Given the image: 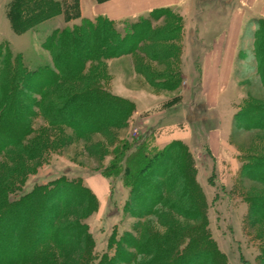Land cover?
I'll return each instance as SVG.
<instances>
[{
	"label": "rangeland",
	"instance_id": "1",
	"mask_svg": "<svg viewBox=\"0 0 264 264\" xmlns=\"http://www.w3.org/2000/svg\"><path fill=\"white\" fill-rule=\"evenodd\" d=\"M11 1L0 0V44L7 47L12 55L20 54L28 70L38 69L44 72L43 69H46L49 73H56L52 53L44 48L43 44L47 42L56 29L79 25L81 20H73L69 23L65 21L63 15H55L27 29L23 26L12 28L9 15L14 20L19 15L18 12H13V8L9 7L10 9H8ZM59 1L61 4H65V10L68 11L66 13H76L71 9L75 0ZM196 2L198 9L191 13L192 29L188 33H185L186 17L184 16V12L187 10L183 7L168 8L164 14H161V11L150 15L146 13L138 18L123 21L124 24L117 27L119 30L123 28L129 30L127 27L137 22L131 29L132 36L144 38L132 53L109 59L103 63V86L114 96H117L114 94L115 92H119L121 96L117 97L130 99L135 106L134 113L126 127L79 137L74 130L67 126L53 128L48 125L37 108L33 110L32 117L27 119L33 130L28 139H37L41 143H46L44 146L49 150L42 154V159L37 164L26 163V169L30 172L25 177L27 179L26 190L34 183H46L48 180L62 175H66L69 179L80 178L85 186H87L86 181H88L91 188L95 190L102 187L99 183L100 180L98 181V176L104 179L100 182H102L107 194L101 199L96 197L98 200L97 210L85 220L94 242V251L98 256L102 254L111 256L113 250L110 249V245L112 246L113 241L118 240L124 233H127L128 237L133 240L130 245L136 244L139 235L135 233L134 229L137 231L145 229L148 231L147 233L151 234L152 232L158 238L166 233L167 229L164 224L167 221L172 226H174L173 223H178L175 225H179V228L195 225V223L165 210L164 202L159 199L158 194L162 192V184L166 185L167 188L170 185L168 183L170 179L166 178L164 181L161 179L167 170L163 169L164 160L159 161L153 172H150L153 167H148L140 174L139 192L142 196L143 193H148L145 192L146 184L142 182L145 176L157 187L154 190L155 194L143 196L137 204L130 203L129 205L136 214L140 211V213L145 214L143 219L134 218L130 214L124 213L123 207L129 202V191L123 186L121 180H107L102 176L101 171L112 160L114 149L118 143L123 140L131 141L137 136L152 132L154 145L158 149L168 147L174 142L188 148L196 169L195 184L202 188L207 201L208 231L219 251L225 255L227 264H256L257 262L256 258L259 252L257 242L253 241L255 240L253 236L264 233V223L258 222L247 228L243 222V216L248 208L247 204L237 196L234 198L227 197L226 191L236 185L239 180L240 183H238L241 184L242 182L245 191L249 190L252 194L254 191L264 194V185L260 182L239 176L241 168V159L239 158L241 155L246 156L254 148L264 147V131L250 130L246 127V125L253 123V118H245V126H241L238 119L239 115L241 116V109H244V113L246 108L251 110L257 108L254 106L255 104H251L252 101L264 107V86L260 78V73L264 74V63L262 64L261 55L257 56L253 47L255 43L253 35L257 31V25L264 21V17L255 16L244 20L246 24L239 33L231 64L219 66L218 77L214 82L215 104L209 107L201 101L200 94H204L203 90L208 87L209 77L207 78L208 81L206 78L205 81L204 78L200 77L204 66L203 59L198 57L190 60V64H188L190 70L194 72L188 80L190 96L185 97V102L181 104L180 92L177 93L176 91L184 85L185 81L182 72L183 65L181 64L183 58L195 57L196 54L200 55L201 52L208 51L206 48H193L195 44L198 47L197 38L202 44L217 39L226 31L228 26V17L220 13L235 11L239 5L235 0H196ZM27 15H30V12H27ZM29 18L33 19L34 13ZM176 60L179 62L178 67L180 69L179 85L176 90H170L172 84L164 83V81L171 76L174 78V74H171V66ZM34 79L33 88L37 87L40 81L36 76ZM127 87L133 88L135 99L129 98V94L126 93ZM206 89L205 91H207ZM193 94H198L200 101L197 109L193 107L195 111L192 114L190 113V106ZM151 95L156 101L161 100L168 105L165 111L166 125L164 127H160L162 122L159 128L155 126L148 129V126L141 119L150 112L148 106L152 103L151 98L153 97ZM30 99L34 100L36 96L24 94L21 98L24 102ZM171 105H173V109L170 108ZM19 109H21V105L18 106V109H14V112L19 111ZM144 109L146 111L143 112V115L133 121L132 117L136 111H144ZM181 109H184L188 116L191 115L189 122L192 125L193 137L188 144L179 138H174L175 132H180L185 127L179 118ZM259 112L260 119L258 122L260 125H264V112ZM237 113L238 116H236L234 123V115ZM105 115L107 116V114ZM171 121L175 122L176 126H172ZM219 126H222V139L220 143L215 142L209 146L207 137L211 131L217 130ZM6 128H12V124L5 122L0 125L1 130L5 131ZM4 133L10 132L5 131ZM159 133H162V138L157 143L156 137ZM8 152L4 150L0 153L1 179H5L9 171L15 170L17 161L14 152L10 154ZM13 160L14 162H12ZM23 160L25 161V159ZM259 168L255 179L260 181V179L264 180V166ZM173 187L177 188L178 185H173ZM65 198L67 199V197ZM168 198L171 203L177 199L175 194L166 199ZM33 203L37 207L34 213L25 216L24 220H18L21 224L20 228L22 227L20 232L31 238H34L37 232L43 228L41 225H44V222L51 223L53 221L56 208L59 209L57 200L47 201L42 197ZM51 205L55 210L50 221L48 216L44 217V213ZM150 208H152V212L148 215L147 211ZM63 222L62 219L61 223ZM18 241L20 244H24L20 237H18ZM123 252L131 255L129 260L131 264L141 260L135 258L136 251L134 248H123ZM4 257L7 258V254L0 252V262ZM62 262L63 259H60L57 264ZM209 263L217 264L213 259ZM190 264H206V260L198 257L193 259Z\"/></svg>",
	"mask_w": 264,
	"mask_h": 264
},
{
	"label": "trees",
	"instance_id": "2",
	"mask_svg": "<svg viewBox=\"0 0 264 264\" xmlns=\"http://www.w3.org/2000/svg\"><path fill=\"white\" fill-rule=\"evenodd\" d=\"M96 1L102 3L106 0ZM64 6L65 4H61L59 0H12L8 9L13 8V12H18L19 16L15 21L9 15V22L12 28L23 26L27 29L55 15H63L67 22L79 19L78 0L71 6L75 14L66 13L68 11ZM167 9H154L149 15L158 11L164 14ZM27 12H30V15H27ZM32 13L33 19L29 18ZM133 25L127 27L129 30L125 28L119 30L118 23L107 17L97 16L93 20L81 19L79 25L56 29L43 44V47L52 53L56 73H49L46 69H43L44 72L38 69L28 70L20 54L12 55L7 47L0 44V125L5 122L12 124V128L5 129L10 132L8 134L0 129V142L2 141L0 153L4 150L9 151L8 154L14 152L17 161L15 170L9 171L5 179L0 177V252L7 254V258L4 257L0 264H57L60 259H63L61 264H131L129 262L131 255L123 252V248L135 249V258L141 260L133 264H188V262L190 264L198 257L205 259L206 264H210L209 261L212 259L217 264H227L225 255L219 251L208 231L207 201L202 188L195 184L196 169L188 148L174 142L168 147L158 149L154 145L152 132L137 136L131 141L123 140L118 143L112 160L101 171L102 176L107 180H121L129 191V202L123 207L124 213L143 219L145 214L140 213L141 211L136 214L129 205L137 204L143 196L155 194L154 190L157 187L145 176L142 182L146 184L145 192L148 193H143L142 196L139 192L140 174L148 167H153L150 171L153 172L159 161L164 160L163 169L167 170L161 179L163 181L166 178L170 179L168 182L170 185L167 188L162 184L159 199L164 202L165 210L195 223L194 226L179 228V225H175L178 223L175 222L172 226L167 221L164 224L166 233L158 238L152 232L147 233L145 229V231L134 229L139 235L136 244L130 245L133 240L124 233L118 240L113 241L112 246L110 245V249L113 250L111 256L109 254L98 256L85 223L86 218L96 212L98 200L94 193L82 184L80 178L69 179L62 175L46 183H34L28 190L25 189L27 182L25 177L30 174L26 169V163L37 164L41 161L42 154L49 150L44 146L46 143L28 139L33 130L27 119L32 117L36 108L48 125L53 128L67 126L79 137L128 125L135 106L128 99L114 96L103 86V63L132 53L143 41L142 36L139 38L132 36ZM257 26V31L253 35L255 40L253 47L256 55H261L263 64L264 21ZM178 65L179 62L176 60L171 66L174 78L171 76L164 81L172 84L170 90H176L179 85ZM35 76L40 81L37 87L33 88ZM260 78L264 86L262 72ZM24 94H33L36 99L24 102L21 100ZM251 104H255L254 106L259 109L246 108L244 113V109H241L239 123L245 126V118H253V123L246 127L250 130L264 131V125L258 122L259 111L264 112V107L254 101ZM19 105L21 109L14 112ZM236 116L238 113L234 115V123ZM252 150L239 158L241 159L239 176L264 185V180L255 179L259 167L264 166V147ZM238 182L226 191V196L229 198L237 196L247 204V212L243 216L247 228L258 222L264 223V194L245 191L242 182L241 184ZM173 185L178 187L174 188ZM173 194L177 199L171 203L170 199L166 198ZM42 197L47 201L57 200L59 209L56 208L53 221L47 223L44 220V225H41L43 228L40 227L39 232L31 238L20 232L22 227L20 228L18 220H24L25 216L34 213L37 207L33 202ZM54 210L53 205L49 206L44 217L48 216L51 221ZM151 212L152 208L147 211L148 215ZM18 237L23 239L24 244L19 243ZM253 238L255 240H252L257 242L259 252L256 264H264V233L256 234Z\"/></svg>",
	"mask_w": 264,
	"mask_h": 264
},
{
	"label": "crops",
	"instance_id": "3",
	"mask_svg": "<svg viewBox=\"0 0 264 264\" xmlns=\"http://www.w3.org/2000/svg\"><path fill=\"white\" fill-rule=\"evenodd\" d=\"M237 3H239L238 7H236L235 11L231 12H223L220 14H225L224 16H227L228 18V26L226 28V31L221 34L217 39L212 40L211 42H202L197 38L198 47L197 44L194 45L193 48H200V49H208L205 52H201L200 55H195V57L191 56L190 58H183V62L181 64L183 65V76L185 77L184 85L177 90L176 92H180L181 96V104L185 102V97L190 96V86L188 84L189 77L193 75V71L190 70L188 67V64H190V60H194V58H200L203 59V66L204 70L201 74V78L207 79L209 77L208 81V87L203 90L204 94H200L201 101L203 103H206L209 107L213 104H215V89H214V82L216 80L217 73H219V66L224 65H230L231 60L234 56V51L237 46L238 36L241 32L242 28L245 26L246 22L245 19L248 20L250 17H264V0H235ZM78 7H79V19H89L93 20L97 16H104L107 17L109 20L118 23V25L124 24L123 21L126 20H132L135 18H138L139 16H143L146 13H149L150 11L158 8H178L183 7L186 8L187 12H184V16L186 17V26H185V33H188L190 29H192V25L190 23V16L191 13H194L195 9H198L196 0H106L102 3H98L96 0H78ZM258 10V12H256ZM241 11V12H240ZM76 21V20H74ZM73 22V21H71ZM245 22V23H244ZM70 23V22H69ZM189 27V28H188ZM198 34V31H197ZM185 48L187 49V45L185 43ZM211 66H213L211 68ZM209 74V76H208ZM206 81V80H205ZM210 84V86H209ZM207 92V93H205ZM114 93V92H113ZM126 93L129 94V98L135 99V91L133 88L127 87ZM117 96H121L119 92L114 93ZM152 96V95H151ZM153 97V96H152ZM128 99V98H127ZM151 104H149V111L145 117L141 118L146 126H148V129L154 128L157 126L164 127L166 125L165 122V111L168 107L167 104H164L161 100L156 101L153 98H151ZM130 100V99H128ZM131 101V100H130ZM167 101V100H166ZM200 99L198 97V94L192 95V101H191V108L190 113L193 114V107L197 109L198 103ZM132 102V101H131ZM165 102V101H164ZM133 103V102H132ZM166 103V102H165ZM173 105L170 106L171 109ZM208 108V107H207ZM144 111H136L135 115L132 117V120L135 121V118L139 117L140 115H143ZM140 116V117H141ZM191 116V115H190ZM190 116L187 115L186 111L184 109H181L179 112V118L181 119L182 123L185 125L181 129L180 132H175L174 138H179L184 143L188 144L189 140L191 141L193 134H192V125L190 120ZM156 119V121H155ZM158 119V122H157ZM161 120V121H160ZM174 121V119H173ZM171 121L172 126H176L175 122ZM159 123V124H158ZM222 127V126H221ZM219 126L217 130L211 131L209 133V136L207 137V143L209 146H212L213 143L218 142L220 143L222 139V129ZM188 130V131H187ZM160 138H162V133H159L156 137L157 143H159ZM104 181V179L101 176H98V181ZM101 184V189H92L89 182L86 181V185L88 188L94 193V195L97 198H102L107 194V191ZM103 191V192H102ZM100 197H99V196Z\"/></svg>",
	"mask_w": 264,
	"mask_h": 264
}]
</instances>
